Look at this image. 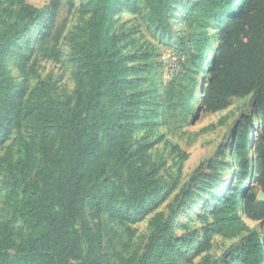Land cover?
Wrapping results in <instances>:
<instances>
[{
    "label": "rangeland",
    "instance_id": "374dc122",
    "mask_svg": "<svg viewBox=\"0 0 264 264\" xmlns=\"http://www.w3.org/2000/svg\"><path fill=\"white\" fill-rule=\"evenodd\" d=\"M23 1L45 11L0 55V91L21 90L25 112L48 100L59 110L67 108L73 102V73L84 32L92 19L91 0ZM202 1L175 0L170 26L161 30L148 19L145 0H116L112 31L132 81L123 120L128 131L125 140L138 168L130 170L102 157L90 166L82 183L93 196L86 203V213L97 237L99 264H241L239 258L247 252L252 234L262 231L260 222L250 220H245L243 230L226 229L213 212L232 193L226 186L233 172L237 180V156L234 149L231 157V149L244 129L248 137L256 134L257 119L252 97L232 98L216 112L201 109L198 97L207 72L200 67L189 70L186 59L194 46ZM244 1L238 0L237 5ZM219 19L201 24L210 37L207 65L213 60ZM25 22L16 5L0 0L1 42ZM193 81L191 113H172L169 103L178 94L185 95ZM109 99L105 94L106 105ZM35 124L36 116L30 113L22 118L19 131L30 135ZM17 133L14 129L0 145V159L7 157L11 164L16 158ZM246 157H251L249 146ZM9 179V170L0 165V238L11 221L12 254L24 231L13 213L14 201L5 200ZM243 184L252 185L248 178ZM112 189L123 195L108 196ZM184 192L188 195L168 228L172 244L163 246V238L150 242V235L168 217L169 206Z\"/></svg>",
    "mask_w": 264,
    "mask_h": 264
},
{
    "label": "trees",
    "instance_id": "16d2710c",
    "mask_svg": "<svg viewBox=\"0 0 264 264\" xmlns=\"http://www.w3.org/2000/svg\"><path fill=\"white\" fill-rule=\"evenodd\" d=\"M174 1L145 0L148 19L158 29L170 26ZM237 1H202L194 46L186 62L189 70L200 67L207 72L198 97L203 111L216 112L225 109L232 98L252 97L256 134L248 137L244 129L231 149V157L234 149L237 156V180L235 183L233 172V180L226 186L232 193L213 212L218 213L217 220L226 229L243 230L247 228L245 220L260 222L261 233L252 234L247 252L239 259L241 264H264V201L257 199L258 191L264 192V0H245L239 6ZM8 2L18 7L26 22L4 42L0 34V55L45 11L23 0ZM115 3L91 0L92 19L73 73L71 106L59 110L48 100L33 104L30 112H25L21 90L0 91V145L14 129L18 131L13 164L7 157L0 159V165L10 173L5 200L14 201L13 213L24 231V238L11 254V221L6 222V233L0 238V264H99L97 237L86 213V203L93 196L82 183L90 166L102 157L115 159L130 170L138 168L125 140L128 131L123 120L130 105L132 81L126 56L112 31ZM217 19L213 60L207 65L210 37L201 24ZM195 85L193 81L185 95L178 94L169 103L172 113H191ZM105 94L110 97L108 105L103 100ZM30 113L36 116V124L32 134L24 135L19 131L21 121ZM245 178L252 185H244ZM121 195L118 189L108 192L110 197ZM187 195L184 192L175 198L168 217L150 235V242L163 238V246L172 244L170 221Z\"/></svg>",
    "mask_w": 264,
    "mask_h": 264
},
{
    "label": "water",
    "instance_id": "95a60500",
    "mask_svg": "<svg viewBox=\"0 0 264 264\" xmlns=\"http://www.w3.org/2000/svg\"><path fill=\"white\" fill-rule=\"evenodd\" d=\"M257 199L264 201V192L262 190H259L257 193ZM261 225V224H260Z\"/></svg>",
    "mask_w": 264,
    "mask_h": 264
},
{
    "label": "bare ground",
    "instance_id": "6f19581e",
    "mask_svg": "<svg viewBox=\"0 0 264 264\" xmlns=\"http://www.w3.org/2000/svg\"><path fill=\"white\" fill-rule=\"evenodd\" d=\"M199 94H200V92H199ZM226 153H227V155H229L230 151H229V150H227V152H226ZM251 157H252V155H251ZM230 178H231V176H228V177H227V181H229V179H230ZM227 183H228V182H226V185H227Z\"/></svg>",
    "mask_w": 264,
    "mask_h": 264
}]
</instances>
